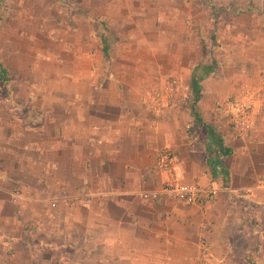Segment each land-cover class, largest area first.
<instances>
[{"label": "crops", "instance_id": "1", "mask_svg": "<svg viewBox=\"0 0 264 264\" xmlns=\"http://www.w3.org/2000/svg\"><path fill=\"white\" fill-rule=\"evenodd\" d=\"M199 51L187 62L169 55L166 68L191 91ZM86 63L90 73L72 62L77 73L58 77L64 84L49 104L7 97L19 122L0 141V264H198L201 237L211 264H264V99L245 137L226 119L207 137L191 128L213 120L237 75L264 76V62H223L202 79L194 124L184 106L149 112L148 81L104 74L110 62ZM217 138L231 150L219 157L227 175L214 176L207 161ZM165 148L174 155L169 170L159 163ZM171 182H197L214 195L196 205L143 198Z\"/></svg>", "mask_w": 264, "mask_h": 264}, {"label": "rangeland", "instance_id": "2", "mask_svg": "<svg viewBox=\"0 0 264 264\" xmlns=\"http://www.w3.org/2000/svg\"><path fill=\"white\" fill-rule=\"evenodd\" d=\"M0 16V62L7 69L5 81L0 78L4 143L13 121L19 122L7 97L49 104L64 84L58 77L70 79L77 73L72 62L85 64L79 68L81 74L90 73L86 62H110L104 74L132 75L151 84L177 78L172 105L193 113L192 124L202 106L196 104V117L192 91L166 71L169 55L187 62L198 48L199 64L207 62L216 73L223 62H264V0H0ZM102 34L108 41L107 59L102 56ZM262 76L237 75L234 93L246 83L258 84ZM65 86L69 89V80ZM212 117L191 128L207 137L208 127L217 128L221 121L227 125Z\"/></svg>", "mask_w": 264, "mask_h": 264}, {"label": "built area", "instance_id": "3", "mask_svg": "<svg viewBox=\"0 0 264 264\" xmlns=\"http://www.w3.org/2000/svg\"><path fill=\"white\" fill-rule=\"evenodd\" d=\"M179 81L169 77L154 82L143 95L146 109L158 117L167 114L178 93ZM264 99V76L258 84H244L242 88L230 96L214 103L213 111L216 119H226L237 137L247 136L254 128ZM159 163L164 170L172 168L173 152L169 148L159 152ZM17 195V192H15ZM214 195L212 187H205L197 182H171L157 190L144 193L143 198L157 201L168 198L185 205H196L210 200ZM85 202L87 195H81ZM205 228V227H204ZM198 264H211L210 244L207 238L201 237L199 242Z\"/></svg>", "mask_w": 264, "mask_h": 264}, {"label": "trees", "instance_id": "4", "mask_svg": "<svg viewBox=\"0 0 264 264\" xmlns=\"http://www.w3.org/2000/svg\"><path fill=\"white\" fill-rule=\"evenodd\" d=\"M213 11V10H212ZM211 11V12H212ZM0 20H1V16H0ZM101 40H102V45H103V56L105 59H107L108 57V51H109V46H108V41L106 39V36L104 34L101 35ZM214 71V67L211 66L210 64H202V65H198L195 66L193 69V72L191 74V89L194 95V100H193V111L194 115H196L197 117V113L194 110V108H196V103L198 101H200L201 95H200V91H201V84L200 81L202 79H204L206 76H208L210 73H212ZM7 76V70L6 68L3 67L2 63L0 62V78L2 81H5ZM199 118V117H197ZM209 133H211L212 135V131L211 129L208 128ZM217 144H216V148L213 150L214 154H212L211 158H209L208 164L211 168L212 174L214 176L218 175L219 173H222V175H227V172H225L221 167V161L219 157H225L227 155H229L231 153V150L228 148H225L223 145V142L220 138H217Z\"/></svg>", "mask_w": 264, "mask_h": 264}]
</instances>
